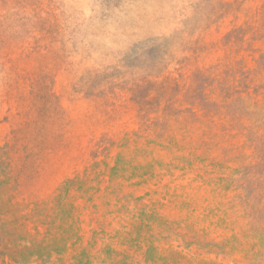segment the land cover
I'll use <instances>...</instances> for the list:
<instances>
[{"label": "rangeland", "instance_id": "obj_1", "mask_svg": "<svg viewBox=\"0 0 264 264\" xmlns=\"http://www.w3.org/2000/svg\"><path fill=\"white\" fill-rule=\"evenodd\" d=\"M0 264H264V0H0Z\"/></svg>", "mask_w": 264, "mask_h": 264}]
</instances>
